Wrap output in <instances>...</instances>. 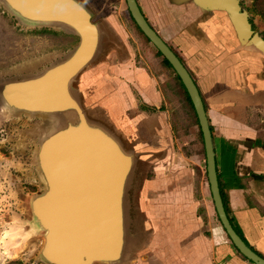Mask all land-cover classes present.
<instances>
[{
  "label": "water",
  "instance_id": "water-1",
  "mask_svg": "<svg viewBox=\"0 0 264 264\" xmlns=\"http://www.w3.org/2000/svg\"><path fill=\"white\" fill-rule=\"evenodd\" d=\"M170 1L189 3L200 12L224 13L239 43L264 53V39L238 0ZM125 3L140 32L169 62L190 98L203 137L212 204L222 228L244 258L264 264V258L237 234L222 204L212 135L197 85L137 1ZM95 4V0H0L19 24L77 39L64 58L35 73L0 81L2 111L42 120L49 127L33 158L43 189L28 199L30 227L43 238L38 253L42 264H127L140 251L145 233L156 240L160 236L150 208V183L137 181V173L168 158L165 150L149 148L138 123L126 113L125 81H131L134 57L122 29L99 16Z\"/></svg>",
  "mask_w": 264,
  "mask_h": 264
},
{
  "label": "crops",
  "instance_id": "crops-1",
  "mask_svg": "<svg viewBox=\"0 0 264 264\" xmlns=\"http://www.w3.org/2000/svg\"><path fill=\"white\" fill-rule=\"evenodd\" d=\"M136 1L156 33L181 54L196 83L212 135L218 182L230 209L229 218L252 248L264 254V147L259 143V127L264 121V53L241 45L224 13L200 12L189 3L173 4L170 0ZM144 60L140 66L135 59L131 63V81H125L129 92L123 106L138 123L141 138L149 148L165 150L169 160L176 159L177 165L167 163L163 170L170 172V167L177 166L172 176L180 180L173 181L169 188H165L168 181H163V187L159 185L163 194L156 204L160 235L156 248L170 255L165 257L167 264L177 259L178 252L185 264H223L227 258L240 264L220 222L215 221L209 184L202 171L206 170L204 160L197 154L186 155L185 147L191 143L199 149L197 126L188 130L189 139L182 130L175 129V107L169 109L165 101L170 91L158 86L165 75L156 79L154 59ZM137 95L153 113L141 108ZM156 113L164 114L157 117V122L153 119ZM175 147L180 151L177 158L173 154ZM189 165L192 181L197 177L192 187L186 184ZM194 188L202 198L195 202L190 214L195 220L190 222L180 216L187 212L186 207L181 212L182 204L195 197ZM162 201L165 203L160 204Z\"/></svg>",
  "mask_w": 264,
  "mask_h": 264
},
{
  "label": "rangeland",
  "instance_id": "rangeland-1",
  "mask_svg": "<svg viewBox=\"0 0 264 264\" xmlns=\"http://www.w3.org/2000/svg\"><path fill=\"white\" fill-rule=\"evenodd\" d=\"M238 1L247 18L254 25V31L260 37H264V21L252 9L254 0ZM95 3L99 10V16L107 18L113 25L123 28L121 33L124 34L125 43L134 57L133 60L137 61V66L142 65L141 60H152L155 50L152 49L151 45H146L144 40L133 32L134 27L125 9L124 0H95ZM41 30L31 29L19 24L0 6V81L35 73L64 58L76 44L67 38L66 36L69 35L64 32L54 31L57 33L54 36L43 33ZM153 64L156 72L155 77L160 79L162 70L156 65L155 60H153ZM158 86L161 87L162 91H164V88H168L171 94L172 84L169 78L164 77V79L159 80ZM173 89H176L178 95L175 92V98H171V95H165L167 106L169 109L175 107L173 115L177 118V121L186 120L187 109L180 101L181 95L176 86H173ZM137 99L139 103H142V106L145 105L142 97L137 95ZM142 106L141 108L146 110L147 113H153L152 109L145 107L147 105ZM165 108L167 110V107ZM161 115L164 114L156 113V117L153 119L157 122V117L162 118ZM48 129L47 123L42 120L13 117L0 109V264H42L38 260V253L42 247L43 238L30 227L28 199L30 195L43 189V182L38 175L33 158L40 138ZM182 135L188 138L187 133H182ZM189 150L191 151V148ZM172 152L174 151L172 150ZM173 154L177 158L180 151L175 147ZM200 159L203 160L201 156ZM170 162L177 165L176 159L173 162L168 158L166 163L162 161L147 168H140L141 170L137 173V181L141 180L142 183V179H145V182L150 183L148 197H152L151 201H153L152 206H155L153 210L155 215L159 214L156 204H159L163 194L162 189H159V185L161 184V187H163L164 182L168 181L165 188H169L168 185H171L173 181H180L172 176L174 168L177 166L170 167V170H173L170 172L168 169L166 172L163 170V167H167V163L170 164ZM204 165L206 167L205 160ZM190 169L191 165L186 168V171L188 172ZM202 171H204V179L206 180L205 168ZM186 176L189 179H187L186 184L191 187L195 186L197 177L192 181V172L186 173ZM134 189L135 187L132 189V195ZM194 195L195 197L191 196L189 198L187 204H182L183 211L181 212H184L185 207L187 212L182 213L180 216L190 222L195 220L194 216H190L193 213V208L196 207L195 202L202 198L201 194L196 193L195 188ZM164 203L163 201L160 202V204ZM145 234L146 237H142L139 245L140 251H137L127 264H167L165 257L168 259L170 255H165V252L156 248L157 236L152 237L151 234ZM177 254V259L168 262L169 264L186 263L181 261L182 253L178 252ZM237 257V260L242 264L241 256ZM223 264L239 263L226 259Z\"/></svg>",
  "mask_w": 264,
  "mask_h": 264
},
{
  "label": "trees",
  "instance_id": "trees-1",
  "mask_svg": "<svg viewBox=\"0 0 264 264\" xmlns=\"http://www.w3.org/2000/svg\"><path fill=\"white\" fill-rule=\"evenodd\" d=\"M124 5H125V9L127 10V13L129 15V18L133 24V27L135 28V33L138 34L142 40H144L145 44L146 45H151L149 40L144 36V34H142L140 32V29L136 26L135 22L133 21V19L131 18L130 16V13L127 9V6H126V3L124 2ZM253 11L256 15L260 16V18L264 21V0H254L253 2ZM253 29L254 26H253ZM43 33H46V34H51V35H54L56 36L57 33L52 31V30H47V29H42L41 30ZM67 38L71 39L72 41H74L75 43L77 42V39L73 36H66ZM264 39V38H263ZM169 47L171 48V50L175 53V55L180 59V61L183 63L184 65V61L182 59V56L181 54L178 52V50L176 48H174L171 44H169ZM152 49L155 50V53L153 54L152 58L156 61V65L158 67L161 68L162 72H161V76L163 75L164 77H167V79L169 78L170 79V82L172 84V91H171V98H175L176 96H174V92L176 93V95H178V93L176 92V89H173V86H176L177 90L179 91V94L181 95V99L180 101L184 104L185 108L187 109V117H186V120L183 119V121H177V118L172 115L173 117V121H174V127L175 129L177 130H183L184 133H187L188 130L190 129V127L192 126H197V134H198V139L197 141L199 142L198 146H199V149H195L192 145H194L193 143H191L192 145L190 146H187L185 147L186 150V155L188 157H191L192 154H197V155H200L203 160H205V150H204V144H203V137H202V133L200 131V127H199V124H198V119H197V116H196V113H195V110L193 108V105L190 101V98L180 80V78L175 74L173 68L171 67V65L169 64V62L163 58V56L160 54V52L155 49L153 46H152ZM171 87V86H170ZM184 127V128H183ZM188 134V133H187ZM189 148H191V153L189 152ZM205 177H206V181L207 180V174L205 172ZM219 187H220V184H219ZM220 192H221V197H222V204H224V208H225V212L227 214V216L229 217L230 215V209L228 208L227 204L225 203L226 202V199H225V196H224V193H223V190L221 189L220 187ZM215 216H216V219L219 221V218L215 212ZM230 222L232 223L233 225V221L229 218ZM220 222V221H219ZM233 228L235 229V231L237 232V234L246 242L243 234L233 225ZM247 243V242H246ZM237 253L244 259L246 260V258H244L240 253L239 251H237Z\"/></svg>",
  "mask_w": 264,
  "mask_h": 264
},
{
  "label": "flooded vegetation",
  "instance_id": "flooded-vegetation-1",
  "mask_svg": "<svg viewBox=\"0 0 264 264\" xmlns=\"http://www.w3.org/2000/svg\"><path fill=\"white\" fill-rule=\"evenodd\" d=\"M124 2H125V0H124ZM239 5H240V8L243 10V8H242V6H241V4H240V2H239ZM147 20V19H146ZM250 22V21H249ZM148 23H149V21H148ZM251 23V25H252V28H253V24H252V22H250ZM150 24V23H149ZM152 27V26H151ZM255 28V27H254ZM135 28H134V33H135ZM159 35V34H158ZM160 36V35H159ZM161 37V36H160ZM262 39L264 38V37H261ZM151 44V43H150ZM167 44V43H166ZM152 45V44H151ZM168 45V44H167ZM185 66V65H184ZM186 68V67H185ZM187 69V68H186ZM188 70V69H187ZM189 72V71H188ZM190 74V73H189ZM193 79V78H192ZM196 84V83H195ZM201 96V95H200ZM260 135H261V138H259V143H260V145H261V147H264V121L262 122V124L260 125ZM221 193V192H220ZM242 233V232H241ZM227 236V235H226ZM244 236V235H243ZM227 238H228V236H227ZM246 240V239H245ZM228 241H230L229 240V238H228ZM247 242V241H246ZM245 242V243H246ZM231 245H232V243H231V241L229 242ZM248 246H250L251 247V249H253L252 248V246L247 242L246 243ZM232 247L235 249V247L232 245ZM254 250V249H253ZM235 251H236V255L237 256H239L240 257V255L237 253V250L235 249ZM255 251V250H254ZM257 254H259L261 257H263L264 258V254L262 253V252H258V251H255ZM238 258V257H237ZM241 258V262H242V264H253V263H251L250 261H248L247 259L246 260H244L242 257H240ZM227 259H229V260H231L232 258H227Z\"/></svg>",
  "mask_w": 264,
  "mask_h": 264
},
{
  "label": "bare ground",
  "instance_id": "bare-ground-1",
  "mask_svg": "<svg viewBox=\"0 0 264 264\" xmlns=\"http://www.w3.org/2000/svg\"><path fill=\"white\" fill-rule=\"evenodd\" d=\"M42 180V179H41Z\"/></svg>",
  "mask_w": 264,
  "mask_h": 264
}]
</instances>
